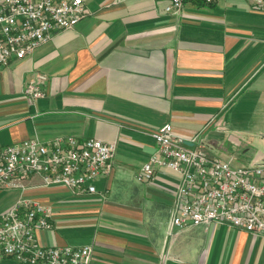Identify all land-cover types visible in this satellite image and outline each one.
<instances>
[{
  "label": "crops",
  "instance_id": "crops-1",
  "mask_svg": "<svg viewBox=\"0 0 264 264\" xmlns=\"http://www.w3.org/2000/svg\"><path fill=\"white\" fill-rule=\"evenodd\" d=\"M83 1L72 29L0 66V146L68 134L113 141L111 172L91 194L38 176L0 188V214L20 198L48 206L53 225L36 232L39 243L89 245V264H264V234L212 223L169 236L179 176L136 178L164 123L187 140L202 131L210 157L264 161V11L249 0H183L177 12L166 11L170 0ZM36 73L47 80L31 100L24 87Z\"/></svg>",
  "mask_w": 264,
  "mask_h": 264
},
{
  "label": "built area",
  "instance_id": "built-area-1",
  "mask_svg": "<svg viewBox=\"0 0 264 264\" xmlns=\"http://www.w3.org/2000/svg\"><path fill=\"white\" fill-rule=\"evenodd\" d=\"M249 2L253 9L264 11V0ZM182 3L170 0L166 11L177 12ZM86 13L83 0H0V66L31 54L55 32L72 29ZM46 80L45 74L36 73L26 82L24 94L31 100L42 97ZM201 132L187 140L170 123L155 128L150 133L155 152L136 176L150 181L156 169L179 176L169 236L181 228L212 223L264 234V161L237 166L210 157L202 149ZM115 150L113 141L72 134L6 144L0 146V188H23L24 181L38 176L43 185L91 194L96 192L95 180L111 172ZM52 225L48 206L20 198L0 214V256L17 264H89V245L39 243L36 232Z\"/></svg>",
  "mask_w": 264,
  "mask_h": 264
}]
</instances>
